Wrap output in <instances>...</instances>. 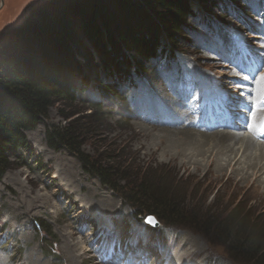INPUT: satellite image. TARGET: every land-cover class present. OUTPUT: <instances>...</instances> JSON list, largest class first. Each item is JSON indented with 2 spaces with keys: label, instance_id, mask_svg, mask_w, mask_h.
Returning a JSON list of instances; mask_svg holds the SVG:
<instances>
[{
  "label": "rangeland",
  "instance_id": "obj_1",
  "mask_svg": "<svg viewBox=\"0 0 264 264\" xmlns=\"http://www.w3.org/2000/svg\"><path fill=\"white\" fill-rule=\"evenodd\" d=\"M211 1L207 5L190 0L196 15L189 19L185 34L179 38L182 49L176 51L178 62L175 55L171 60L164 56L158 62L138 59L145 63L138 69L137 58L127 53L141 74L136 77L138 84L131 95L104 99L100 111L93 105L101 99H97L96 87L82 91L74 102H56L48 116L26 133V147L9 148L11 165L0 181V264H55L56 260L48 257L49 252L60 257L63 264H111L106 261L111 249L107 240L101 242V237L109 231L118 233L120 223L125 222L134 236L130 238L134 242L129 243L133 250L128 252L133 251L136 263L148 256L150 260L145 264H156L161 257L160 248L169 247L176 264H252L234 262L222 243L197 230L169 227L160 232L161 224L155 218L158 225L151 232L146 227L147 217L136 219L132 208L119 195L97 177L85 173L74 154L64 148H52L46 139L48 126L73 122L83 149L93 157L122 166L130 175L144 167L158 166L161 173L183 178L181 188L192 190L188 200L194 198L192 204L197 210L221 213L239 202L250 212L262 215L258 223L264 224V174L248 179L238 167H224L228 155L234 154L219 153L218 140L223 133L237 132L240 139L232 135L231 139L222 140L223 148L233 144L234 150L241 147L242 138L249 139L252 149L264 141H258L248 130L195 129L188 120L189 114L179 110L183 108L178 98L181 92L176 95L178 89L184 92L187 86L177 75L185 72L200 80L207 91L227 93L233 102L250 104L264 95V70L250 82L228 60L237 45L228 49L223 42L227 39L215 34L219 29L228 31L264 59V0ZM72 2L75 0H0V71L4 70L8 55L16 54L32 34L49 26L57 13ZM72 19L73 30L81 33L83 18ZM83 41L88 44L86 39ZM163 43H167V55H171L174 47L167 34ZM99 70L102 85L110 82L109 75L101 67ZM159 104L168 105L178 118L181 116L178 122L184 121L171 126L158 123L154 117ZM260 112L251 116L257 121ZM240 153L249 163L248 156ZM190 154L195 156L191 162L187 159ZM209 157L212 162L207 160ZM199 167L202 170H197ZM45 224L51 226L52 234L47 235ZM138 239L147 249L139 250ZM125 257L124 261L127 252ZM134 260L131 264H135Z\"/></svg>",
  "mask_w": 264,
  "mask_h": 264
},
{
  "label": "trees",
  "instance_id": "obj_2",
  "mask_svg": "<svg viewBox=\"0 0 264 264\" xmlns=\"http://www.w3.org/2000/svg\"><path fill=\"white\" fill-rule=\"evenodd\" d=\"M199 1L212 4L211 0ZM68 13L72 16H65ZM57 14L16 54L8 55L10 59L0 71V181L11 165L9 148L26 147V133L48 116L56 102H74L82 91L96 87L97 99H101L93 105L100 111L104 99L131 95L138 84L136 77H141L136 67L164 56L177 59L176 51L182 49L179 38L196 15L190 0H75ZM74 17L83 18L79 34L72 27ZM166 34L174 47L171 55L163 43ZM127 53L137 58L136 67ZM100 67L110 78L104 85ZM46 139L52 148L74 154L85 173L119 195L136 219L153 215L161 224L160 232L169 227L197 230L222 243L234 262L264 264V224L258 223L262 215L239 202L221 213L199 211L192 204L194 198L188 200L192 190L181 188L182 177L161 173L158 166L130 175L122 166L93 157L83 149L73 122L48 126ZM120 225L118 234L130 237V226L126 222ZM43 227L47 235L52 234L49 224ZM146 227L153 232V226ZM48 257L63 264L53 253Z\"/></svg>",
  "mask_w": 264,
  "mask_h": 264
},
{
  "label": "bare ground",
  "instance_id": "obj_3",
  "mask_svg": "<svg viewBox=\"0 0 264 264\" xmlns=\"http://www.w3.org/2000/svg\"><path fill=\"white\" fill-rule=\"evenodd\" d=\"M184 57V56H183ZM147 130V128H146ZM145 130V131H146ZM142 131V130H141ZM143 133V132H142ZM230 133V132H229ZM146 133H143V135H145ZM224 135L221 136V139L219 138V143H220V150H219V153H223V152H227V151H233L232 153L234 154L233 156L232 155H228V158L226 159V161H224L225 163H223V166H235V167H238V170L242 171V176L244 174H246V177L248 179H252V177H257L259 178L260 176H262L264 174V143H257L256 140H254L253 137H255L254 134L253 137L250 136L251 139H253L255 141V143L259 144L260 146H255L253 149H252V146L251 144L249 143V139H244L242 138L241 140H239L241 142V147H238L237 150H234V145L233 144H228L226 145L224 148H223V143H222V140L223 139H231V136L234 135V137H237L239 134L237 132L235 133H223ZM166 137V136H165ZM241 137H237V139H240ZM170 140V139H169ZM196 140V139H195ZM197 143V142H196ZM199 143V142H198ZM228 143V142H227ZM167 149V148H166ZM252 149V150H251ZM243 153V155H246L248 156L249 158V163L247 162L248 160H245L243 161L241 159L242 155H240L241 152ZM251 153H250V152ZM196 152V151H195ZM248 152L250 154H248ZM170 154V153H169ZM172 154V153H171ZM181 154H185L186 153H183L181 152ZM211 154V153H210ZM225 154V153H223ZM175 155V154H173ZM191 155V154H190ZM222 155V154H221ZM211 156V155H210ZM241 156V157H240ZM178 157V156H176ZM195 156L192 154L190 157H188L187 159H190V162L192 160V158H194ZM172 158V157H171ZM225 158H226V155H225ZM243 158V157H242ZM243 158V159H244ZM194 160V159H193ZM208 161H211L212 162V157H209L207 159ZM188 161V160H187ZM196 160H194L193 162H195ZM206 161V163L208 162ZM243 161V162H241ZM216 163V162H215ZM212 164V163H211ZM197 165V164H196ZM199 165V164H198ZM197 165V166H198ZM229 167V166H228ZM197 170H202L201 167L197 168ZM204 171H206L207 173L209 172V170L207 171V169H204ZM241 176V177H242ZM264 179V178H263ZM162 228V227H161ZM173 260V258H172ZM176 261V260H175ZM176 264V263H175Z\"/></svg>",
  "mask_w": 264,
  "mask_h": 264
},
{
  "label": "water",
  "instance_id": "obj_4",
  "mask_svg": "<svg viewBox=\"0 0 264 264\" xmlns=\"http://www.w3.org/2000/svg\"><path fill=\"white\" fill-rule=\"evenodd\" d=\"M146 221L148 223H150L151 225H153V226H157L158 225V222H157V220L155 219V217L153 215L147 216Z\"/></svg>",
  "mask_w": 264,
  "mask_h": 264
},
{
  "label": "snow or ice",
  "instance_id": "obj_5",
  "mask_svg": "<svg viewBox=\"0 0 264 264\" xmlns=\"http://www.w3.org/2000/svg\"><path fill=\"white\" fill-rule=\"evenodd\" d=\"M151 222V221H150Z\"/></svg>",
  "mask_w": 264,
  "mask_h": 264
}]
</instances>
